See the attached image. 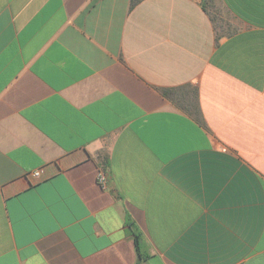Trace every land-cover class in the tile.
I'll use <instances>...</instances> for the list:
<instances>
[{"label": "crops", "instance_id": "0c3cea01", "mask_svg": "<svg viewBox=\"0 0 264 264\" xmlns=\"http://www.w3.org/2000/svg\"><path fill=\"white\" fill-rule=\"evenodd\" d=\"M0 264H264V0H0Z\"/></svg>", "mask_w": 264, "mask_h": 264}, {"label": "built area", "instance_id": "2783aa9c", "mask_svg": "<svg viewBox=\"0 0 264 264\" xmlns=\"http://www.w3.org/2000/svg\"><path fill=\"white\" fill-rule=\"evenodd\" d=\"M40 173H41L40 170H35L32 172V176L34 178H38L40 176ZM96 181L100 187H104V185L106 183V176H105V173L103 171L98 172L97 177H96Z\"/></svg>", "mask_w": 264, "mask_h": 264}, {"label": "trees", "instance_id": "16d2710c", "mask_svg": "<svg viewBox=\"0 0 264 264\" xmlns=\"http://www.w3.org/2000/svg\"><path fill=\"white\" fill-rule=\"evenodd\" d=\"M136 2L137 0H131V6H133ZM136 242H137V237H136Z\"/></svg>", "mask_w": 264, "mask_h": 264}]
</instances>
